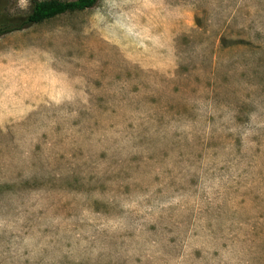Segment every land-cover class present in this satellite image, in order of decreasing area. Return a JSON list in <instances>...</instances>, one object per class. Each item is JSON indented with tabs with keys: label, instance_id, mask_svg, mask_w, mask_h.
Listing matches in <instances>:
<instances>
[{
	"label": "rangeland",
	"instance_id": "1",
	"mask_svg": "<svg viewBox=\"0 0 264 264\" xmlns=\"http://www.w3.org/2000/svg\"><path fill=\"white\" fill-rule=\"evenodd\" d=\"M0 264H264V0L0 36Z\"/></svg>",
	"mask_w": 264,
	"mask_h": 264
},
{
	"label": "trees",
	"instance_id": "2",
	"mask_svg": "<svg viewBox=\"0 0 264 264\" xmlns=\"http://www.w3.org/2000/svg\"><path fill=\"white\" fill-rule=\"evenodd\" d=\"M10 0H0V36L28 28L67 12L84 10L94 6L98 0H32L26 15L11 14L7 10Z\"/></svg>",
	"mask_w": 264,
	"mask_h": 264
}]
</instances>
